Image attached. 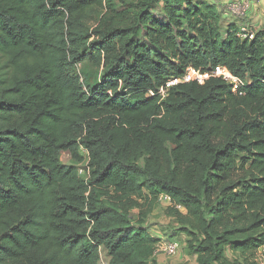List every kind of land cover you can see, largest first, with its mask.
<instances>
[{
    "label": "trees",
    "instance_id": "16d2710c",
    "mask_svg": "<svg viewBox=\"0 0 264 264\" xmlns=\"http://www.w3.org/2000/svg\"><path fill=\"white\" fill-rule=\"evenodd\" d=\"M225 20L207 0H0V264H100L102 247L157 264L144 207L161 195L197 264H258L264 30ZM86 61L103 72L87 90ZM218 66L244 95L218 78L158 94Z\"/></svg>",
    "mask_w": 264,
    "mask_h": 264
},
{
    "label": "rangeland",
    "instance_id": "374dc122",
    "mask_svg": "<svg viewBox=\"0 0 264 264\" xmlns=\"http://www.w3.org/2000/svg\"><path fill=\"white\" fill-rule=\"evenodd\" d=\"M202 2L203 0H196ZM209 2H214L215 5L225 11L226 16V22L224 23V27L227 28V26L230 23H243L247 27V25L250 24L247 19V14L243 13H235L233 10L231 11L230 5L232 3H238V2H246L249 4L250 9L253 8V4L258 5V1L256 0H207ZM223 7V9H222ZM258 12L260 14L262 13V9L257 6ZM243 12V10H242ZM100 13L96 12V16ZM252 21V20H251ZM264 21V17L262 20ZM91 26L95 25L96 21H90ZM242 27V26H240ZM250 29H253L255 32L257 29L253 27H249ZM264 29V25L262 27ZM75 75L79 76L81 79V82L84 86V89L87 90L89 88H93L96 86L102 76L103 72L102 70H98L93 65L86 61L82 63H75L72 65V70ZM82 153L85 155V149H82ZM62 162L65 165H72V159L68 153H64L62 156ZM83 168V167H82ZM85 178V176H82ZM170 207L166 203H162L160 201L157 202L156 205H154L151 209L147 206L144 207V212L148 214V216L144 220V228L148 229L150 234L153 235L157 239H161L163 241H178L180 245L179 251L174 256H166V255H157L155 257L157 264H197L196 256H191L187 253V236L185 234H181L178 232L179 226L175 220V217L170 214ZM133 219L138 220L140 216V209H136L132 212ZM101 261L100 264H109L110 258L108 256V252L105 248H101Z\"/></svg>",
    "mask_w": 264,
    "mask_h": 264
},
{
    "label": "built area",
    "instance_id": "2783aa9c",
    "mask_svg": "<svg viewBox=\"0 0 264 264\" xmlns=\"http://www.w3.org/2000/svg\"><path fill=\"white\" fill-rule=\"evenodd\" d=\"M230 9L231 11L233 10L237 14L239 13L248 14V12L250 11L249 4H247L246 2L232 3L230 5ZM238 36L241 39L254 40L256 36V32L253 29H250L249 27H241L239 29ZM211 78H218L229 84L232 87V92L234 94H238L239 96H242L245 93L244 88H246V83L240 80L239 78L235 77L227 67L218 66L214 70H211L206 73H202L201 71L195 70L193 68H189L187 69L183 77L170 80L165 87L160 89L158 94L161 95L163 98H165L168 90L171 87L177 86L179 84L191 83V82H197L200 85H204ZM152 95L154 94L152 93ZM78 170L81 176L84 175L86 180L89 179L90 170L88 167V161L82 164L81 166H79ZM159 201L162 203H166L169 206H173L171 198L167 195H161ZM177 208L181 210L180 206H177ZM179 249H180V245L178 241H173V240L163 241L159 239L155 248V256L157 255L174 256L179 251ZM256 262L258 264H264V246H262L258 250L256 256Z\"/></svg>",
    "mask_w": 264,
    "mask_h": 264
},
{
    "label": "crops",
    "instance_id": "0c3cea01",
    "mask_svg": "<svg viewBox=\"0 0 264 264\" xmlns=\"http://www.w3.org/2000/svg\"><path fill=\"white\" fill-rule=\"evenodd\" d=\"M256 1H258V5L253 4L251 15L248 18V22H250V24L247 26L253 27L257 29V31H259V30H264L262 29L264 25V21H259V20H262L264 17V0H256ZM257 6H259L262 9L261 11L263 14H260V12H258ZM237 25L240 27L241 25H244V24L237 23Z\"/></svg>",
    "mask_w": 264,
    "mask_h": 264
}]
</instances>
